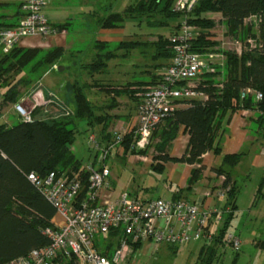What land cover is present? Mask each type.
<instances>
[{"label":"trees","instance_id":"16d2710c","mask_svg":"<svg viewBox=\"0 0 264 264\" xmlns=\"http://www.w3.org/2000/svg\"><path fill=\"white\" fill-rule=\"evenodd\" d=\"M175 1L135 0L123 12L111 13L102 18L99 24L102 29L109 30L122 28L127 20L146 19L150 27H164L169 24L168 20L184 17L183 13L174 10ZM0 6L8 5L0 4ZM22 6V3L17 6L16 15L18 17L14 23L3 24L0 27L18 25L23 16ZM215 11L221 13L228 34L243 43L252 32L251 28L245 24V20L253 15H260L263 20L257 39L261 46L248 49L245 45L241 54L235 51H221L226 56L225 65L214 72L204 74L199 85V89L207 93L209 99L207 101H187L189 104L187 108L176 110L153 133L152 139L157 135L160 142L158 149L161 147V151L153 156L151 166L154 171L162 172L163 164L168 162L201 164V158L207 152L221 155L220 133L227 113H235L239 110H256L259 115L258 128L264 132V0H199L188 15L189 24L200 29V36L193 43L194 49L198 52L207 53L214 47H218L217 51L220 52L221 44L214 39L210 31L215 23L210 22L207 16ZM157 18H161V20H157ZM179 25L176 26L177 29ZM55 28L62 32L65 26H55ZM170 37L158 35L154 41L132 42L129 45L152 47L154 61L164 62L159 63L158 66L166 68L173 57ZM18 48L19 46L7 54L3 53L4 58L1 62L4 65L0 66V78L5 72L23 69L36 58L35 54L39 53L38 49L22 50ZM63 53L64 50L61 47L46 51L45 59L40 61L39 67L42 68V64L45 66V70L49 66L52 67ZM103 66L104 60L100 56L96 62L87 65L86 68L96 72L100 71ZM161 76L162 74L156 77L154 85L159 82ZM134 86H138V89L133 88ZM142 86H144L143 83H135L112 90H115L119 95L128 93L133 96L149 88L146 84L145 88ZM16 89L17 85L11 87L6 93L5 101H2L0 107V118L5 107L21 100ZM247 89L262 93L263 98L256 100L255 95L251 93H246L243 97V92ZM73 94L75 105L73 110L67 109L69 115L41 120L37 118L38 114H43L39 109L35 111V120L31 123L20 121L10 127L0 124V264H9L13 260L29 255L34 249L44 248L50 244V239L44 234V231L49 227L54 228L53 220L56 210L28 179L30 173L34 172L41 176L51 172L58 174L79 173L85 181L88 179V172L71 151V146L75 143L79 132V123L88 120L92 125H102L103 134H105L112 117L97 114L85 93V86L74 85ZM52 110L59 112L57 107H51L50 111ZM182 125L190 135L189 144L182 157H171L168 148L176 139L179 127ZM134 134L135 131L128 133L122 144L128 152ZM107 136L111 141V134L108 133ZM148 147L141 151L132 150L131 153L145 152L147 155ZM242 156V153L226 154L223 156L221 166L215 169L217 176H225L222 188H229V190L226 193L228 204L224 210L227 211L229 208L230 211L225 213L211 242H203L196 264H217L220 260V248L224 245L229 246L226 238L229 234L239 193L238 186L235 181L233 182L231 174L241 161ZM203 170L202 165L192 170L188 190H192L195 184L202 179ZM258 191L261 192V189L259 188ZM85 193L86 190L82 196ZM173 198L180 199L177 196ZM109 235L120 238L122 230H112ZM98 242L99 239L96 242L97 248ZM258 245L264 249V241ZM142 247L140 243L133 246L134 254ZM233 250L235 251V264L240 249ZM65 260L61 258L57 260V263L59 261L63 263L62 261ZM66 264H75V261L67 260Z\"/></svg>","mask_w":264,"mask_h":264},{"label":"built area","instance_id":"2783aa9c","mask_svg":"<svg viewBox=\"0 0 264 264\" xmlns=\"http://www.w3.org/2000/svg\"><path fill=\"white\" fill-rule=\"evenodd\" d=\"M198 1L177 0L174 4V10L183 13L184 17L170 37L173 57L159 82L138 93L139 119L130 152L145 150L153 133L173 115L180 103L207 101L209 95L199 89L201 78L225 65L226 56L223 53H201L193 47L194 41L200 36V29L189 24L188 15ZM21 3L23 16L18 25L0 27V51L4 54L20 46L27 38L46 39L64 34L45 15V0H22ZM262 20L260 15H253L245 20V24L254 23L258 26ZM235 45L237 49L234 51L238 54L242 53L245 45L248 49L261 46L253 37H249L245 43L236 39ZM36 87L25 99L31 102L30 108L24 105V99L14 103V110L22 122H33L34 113L39 109L45 113L51 107H57L61 116L70 114L63 105L58 104L56 97L47 94L42 84ZM246 93L254 94L256 100L263 98L262 93L252 89L244 91L243 97ZM2 98L0 92V107ZM127 134V131L116 133L113 142L106 147L101 145L96 136L90 137L91 149L98 152L99 157L98 165L92 164L86 168L89 174L87 181L79 173L51 172L41 176L33 172L28 175V179L56 210L54 228L49 227L44 231L50 239L48 246L34 249L29 255L9 264H57L61 258L76 259L81 264H127L131 253L135 252L133 246L138 243L142 246L151 245L158 250L164 244L181 248L192 242H211L229 208L227 211L209 209L188 199H141L128 192L114 194L111 170L106 161L122 152ZM221 177L224 182L225 176ZM228 190L223 188V195ZM205 195L210 196V193L206 191ZM118 229L122 230L119 246L114 247L113 257L104 255L96 247L97 240ZM226 239L233 249H240L239 238L228 234Z\"/></svg>","mask_w":264,"mask_h":264},{"label":"crops","instance_id":"0c3cea01","mask_svg":"<svg viewBox=\"0 0 264 264\" xmlns=\"http://www.w3.org/2000/svg\"><path fill=\"white\" fill-rule=\"evenodd\" d=\"M68 1L70 0H45L46 7L49 6L47 10L45 9V14L49 22L55 26H65V35L63 34L60 36L49 38L51 43L49 42L50 46L48 49H46V51H50L51 49L57 47H61L64 50L62 57L55 61L54 65L49 68L50 71L58 70L64 73L71 72L72 69L69 65L60 64V61L63 62V60L65 59L64 55L67 53V51H69L70 46H72L70 42H67V37L69 35L70 28H73V25L75 23V19H73L72 17H68L66 20L62 18V15L67 12L66 9L71 6V4H67ZM72 1L80 5L78 8H75L76 11L80 13V15H84L83 17H80L81 22L85 24H96V39L94 43H91L92 48L90 53L88 54V57H91L90 59H92V61L91 63L80 65L82 70H85L88 73L90 71L89 75L92 78L89 79L84 74L82 75L81 79L85 77L86 83H82L79 80H75L73 82L67 81L64 85L61 86V89L56 92V96L53 94L52 95L56 98L58 97V94L62 95L61 97L63 98L61 101V105H63V107L68 110H73L75 105L73 100V87L74 85H83L85 86V93L89 101L97 111V114L101 116L112 117L111 120H109V128L105 134H103L102 125H92L88 120H83L79 123L78 134L85 133L86 146L84 145L78 149L75 148L74 146L77 142L76 136V141L71 146V151L81 161L83 167L86 169L92 164L98 165L99 153L91 149L89 142V139L92 135H97L96 137L101 145L103 147H106L113 142L116 133H120L122 131H127L128 133H130L132 131H135V128L138 124V93L133 96L128 93H122L121 95H119L115 90L112 89H119L128 84L135 83H143L144 86L142 87L144 88L145 84L147 85V87H152L154 86L156 77L158 75H161L165 68L158 66L159 63L164 62L154 61L153 51H151L149 54V50H147V48L149 47L146 48L143 45L133 47L129 45L132 42L143 43L147 42V40L132 36L129 37L130 39L126 40L127 37H124V33H127V31L124 28L128 20L125 22L122 28L105 30L100 27L99 22L104 17L99 19V15L102 11L106 13V16L111 13H118L116 11V3L114 4L113 2H110V0ZM21 2L22 0L2 2L0 4L11 6L13 3L18 6ZM131 3L132 2H130V4ZM53 4H57L56 7L58 8L53 7ZM209 14H207V16H209ZM101 35L103 36L100 38ZM40 40L42 39H31V41L27 40L26 43L32 45V42L37 41L36 43L39 44L41 42ZM53 43H57V45L59 46H53ZM108 55L109 58H107ZM100 56L104 60V66L100 71L93 72L90 69L86 68L87 65L96 62ZM81 72L82 71H80V73ZM96 76L102 77L103 80L95 79ZM87 80L89 82H87ZM133 88L138 89V86H134ZM188 106L189 104L187 103H180L177 107V110L187 108ZM8 113L17 115L14 110V103H10L2 110V115L0 118L1 124H6L10 127V124L7 120ZM41 115L42 113L38 114L37 118L41 119ZM258 116L259 115L257 114L256 110H239L235 113H227L226 118L223 121L222 131L220 133L219 144L222 150L221 155H215L213 152H207L201 158V164L196 165H189L187 163L179 162H168L163 164L164 170L160 173L164 174L166 178L165 187L160 186L159 188H157L158 193H160V195L162 196H168L169 198L177 196L180 199L197 201L203 207L209 209H224L228 204V197L226 195H223V179L221 176H217V174L215 173V169L221 166L224 155L242 153L243 156L241 161L232 170L231 174L233 182H236V185L239 189V193L237 194L236 198V209L233 211L234 216L231 223H233L238 213L242 212H246L250 216L253 215L255 217L264 219V132L258 128ZM41 120H45V118ZM108 133H110L112 136L111 141L107 136ZM189 139L190 135L188 133V130H186L185 126H180L176 139L169 147V155L176 158L182 157L189 144ZM88 154L91 157L90 159L92 161L90 162V159L88 158L89 161L85 165L82 157H85ZM148 156L149 154L144 156L142 158V161L147 162ZM111 158H120L122 160L124 158H127L126 160L136 158L135 161H138L139 156L132 154L130 151H126V147L123 146L122 152L113 155ZM201 165L204 167L202 179L197 184H195L192 190H188V182L191 177L192 170L194 168L200 167ZM258 172L262 173L263 175L261 180L262 184L259 187L261 189L263 198L262 200L256 201L255 197L259 189H255L254 191L249 193L252 202L247 205L246 209H241L242 193L241 187L240 185H238V178H242L246 181L247 179H250L253 174ZM110 180L113 185L115 194L116 177L112 176V172ZM206 191L210 193V196H204V193ZM261 201L263 204L262 207H260Z\"/></svg>","mask_w":264,"mask_h":264},{"label":"rangeland","instance_id":"374dc122","mask_svg":"<svg viewBox=\"0 0 264 264\" xmlns=\"http://www.w3.org/2000/svg\"><path fill=\"white\" fill-rule=\"evenodd\" d=\"M12 1L20 0H0V3ZM110 2H113L114 4L116 3V11L121 12L130 4V2L133 3L135 2V0H110ZM176 2L177 0L175 1V3ZM67 4H71V6L66 9L67 12L62 15V18L66 20L68 17H72L73 19H75V23L73 25V28H70L69 35L67 37V42H70L72 46H70L69 51H67V53L64 55L65 59L63 60V62L60 61V64L71 66V72L62 73L58 70L50 71V66L45 70V66L43 64L42 68L39 67L41 65L40 61H44L45 59L46 49H48L50 46L49 42L51 43V41L49 38H53L63 34L51 36L46 39L39 37L27 38L22 43V46L20 45L18 49H38L39 53L35 54L36 58L27 66L23 67V69H14L5 72L3 76H1L0 92L3 97L2 101H5L6 93L9 91V89L17 85L16 91H18V93L20 94V99H24V105L27 106V108H30L31 102L25 99L37 89L36 86H38V84H42L45 91L47 89V94H53L56 96V92L61 89V86L64 85L67 81L73 82L75 80H79L82 83H86L85 77L81 79L82 75L84 74L87 76V78H92L89 75L90 71L88 73L85 70H82L80 65L88 64L92 61V59H90L91 57H88V54L90 53L92 48L91 43H94L96 39V24H85L81 22L80 17H83L84 15H80V13L76 11V8H78L80 5L74 3V1L72 0L68 1ZM56 6L57 4H53V7L58 8ZM48 7L45 6V9L47 10ZM45 9L44 13L46 11ZM16 12V4L12 3L11 6H0V26L3 24L7 25L10 23H14L16 21V18L18 17L16 15ZM105 16L106 13L102 11L99 15V19ZM208 18L210 19V22L215 23L210 31L213 34L214 38H216L217 41L221 44L220 52L224 50L234 51L235 49H237V46L235 45L236 39H234L232 35L228 34V29L224 24L225 22L223 21L221 13L216 11L211 12ZM157 20H161V18H157ZM181 21L182 18L170 19L168 20L169 24L164 27H150L146 19H143L141 21L128 20L124 28L127 31V33H124V37H127L126 40L130 39L129 37L132 36L147 41L155 40L158 35L170 37L175 33V31L177 30L176 26ZM247 27L251 28L252 30L248 37H256L257 39V35H259L260 33L259 31L261 28V24L257 26L256 24L251 23L247 24ZM102 36L103 35H101L100 38ZM31 39L42 40H40L41 42L39 44L36 43L37 41L32 42V45L27 44L26 41H31ZM53 46L59 45H57V43H53ZM147 50H149V54L151 51H154L152 47L147 48ZM217 50L218 47H214L209 52H215ZM3 58L4 54L0 51V66L4 65L1 62ZM80 71L82 72L80 73ZM42 73L43 75H41ZM95 79L103 80V78L100 76H96ZM201 79L203 80V78ZM220 81H222V79H220ZM87 82L89 81L87 80ZM61 96L62 95L58 94V104H61L63 98ZM54 117H61V113L57 110H52L50 112H45L40 116L41 119H50ZM7 120L10 126H12L13 124L16 125L21 121L18 115L10 113L7 114ZM159 144V138H157L156 135L151 140L148 147L147 154H149V156L147 157V162L142 161V158L146 156L145 152L134 154L139 156L138 161H135L136 158H131L130 160H126L127 158H124L125 160H122L120 158H109L106 161V164L111 169L112 176L116 177L115 195H118L122 192H128L134 196H138L141 199H155L159 197L169 198L168 196L166 197L160 195V193H158L157 191V188H159L160 186L165 187L166 178L164 174L154 171L151 166V163L153 162L152 156L161 151V147L158 149ZM84 145L86 146L85 133L78 134L77 142L75 143L74 147L78 149ZM88 158H91L89 154L85 157H82L85 165L89 161ZM91 161L92 160L90 159V162ZM262 177V173L258 172L253 174L251 178L247 179L246 181L242 178H238V185H240L242 193L241 209H246L247 205L252 202L249 193L254 191L255 189H259L260 185L262 184ZM262 198V192L258 191L255 197L256 201L262 200ZM260 205V207L263 206L262 201L260 202ZM229 234L236 236L241 241L240 250L238 252V260L235 264H264V249L258 245L260 244V242L264 241V219L255 217L253 215L250 216L246 212L238 213L233 223H231ZM118 242L119 238L114 235L100 237L98 248L104 253V255L113 257V248L119 246ZM202 244V241L192 242L185 247L175 249L164 244L161 245L158 250H155L151 245L145 244L136 254L133 255L131 253V259L127 261V264H196ZM227 244L229 246L224 245L220 248V260H218L217 264H234L235 251L228 242ZM67 260H74L75 264H81L80 261L76 259H66L65 261H62L63 263L59 261L57 264H66Z\"/></svg>","mask_w":264,"mask_h":264}]
</instances>
